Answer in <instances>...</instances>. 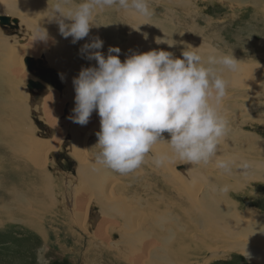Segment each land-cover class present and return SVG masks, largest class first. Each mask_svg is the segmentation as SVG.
<instances>
[{
  "label": "rangeland",
  "instance_id": "obj_1",
  "mask_svg": "<svg viewBox=\"0 0 264 264\" xmlns=\"http://www.w3.org/2000/svg\"><path fill=\"white\" fill-rule=\"evenodd\" d=\"M0 1L4 3L6 0ZM24 1L25 0H7L8 3L18 9L17 14L11 15V13L7 11L6 13L5 7L0 11V16L4 14L13 16L14 18L11 17V20L17 19L19 23L18 29L10 27L2 28L0 26V122H2L1 125L9 124L7 128L2 126L0 129L3 133L2 135H5L4 138L7 139L6 130H11V128L13 129L14 127L15 122L13 119L15 117H13L14 114L9 108L14 106L15 103H23L26 106L28 110H26L27 121L34 126L36 136H40V138H51L55 134V131H58V125L54 123V119L52 120L50 118L48 109L44 111V109L37 107V105L40 104V97L43 96V93L35 88L33 91L35 92L34 95H30L31 92L28 88L26 77L30 74L33 79L42 82L48 87L54 88L58 92L65 93L67 85L61 76L63 72L60 70L59 66H54L49 62V51L55 48L59 50L58 55L60 57L63 53L62 57L64 56L66 61H72V68L73 65L76 67L73 68L74 72H72L74 73V79L78 77L82 68L97 66L95 60L90 61L86 58L88 51L84 50V45L92 43L98 37L103 41V47L92 51H100L107 57L109 54L108 49L110 47H117L120 49V55H118L122 62L133 53H143L153 49L169 51L174 54V57L182 58L181 53L185 47H199L201 54L206 58L207 55L212 54L213 48L209 49V47L213 45V47L222 54H232L237 61H240L239 67H242L243 71H239L238 75L235 72L228 71L223 73L224 78L228 81V89L227 95L222 102L221 111L227 121L228 131L219 144L220 148L218 147L219 151L217 152V156L221 159L226 158L225 160L228 159L227 161H231L233 155H238V152L242 151L240 148L243 149V153L245 151L247 153L250 152L248 155L253 156V151L247 146L253 143L264 144V79L260 77V73L262 74L264 72V66H262L264 63V9L257 8L252 0H186L188 2H186V4H183L182 1L179 4L178 0H149L152 16L147 21L150 23L148 24V28H150L147 32L144 46L143 44L140 45L138 41L141 39L139 37L141 32L139 29L145 28V26L137 21V19L139 18L143 23L145 19H141L140 16L134 15L129 11L113 7L99 12L94 20L99 24L93 26L94 28L91 27L90 32L92 29L96 30L91 33L89 32L88 36L85 37L86 39L83 38L73 43V41H69L70 37L64 38L60 34L59 26L55 21H49L48 17H46L48 15V13L46 14L45 12L48 8V0H45L46 2H44V0L41 2L37 0L38 5L31 7H27ZM52 2L53 0H49L50 4ZM77 2H79V0H77ZM260 2L264 3V0H260ZM28 11L30 13L35 11L44 21L47 19L51 23L47 25L50 26V28L47 27V31H50H48L50 36L53 34L50 37V41L54 36L56 42L50 47L49 51L45 52L46 62L41 57L43 53L36 54V56L41 57V59L36 61L35 69L33 70L28 69L24 59L17 58L20 53V51H18L16 55L17 59L15 58V69L12 71L11 67L8 68V61L11 59L9 58L12 50L11 48L27 41L26 38L29 37L34 29H31L32 25L27 21L29 19L26 17ZM36 24L46 27L45 23L39 21ZM29 25L31 27H29ZM51 25L55 26L58 32H54ZM55 34H57V36ZM157 38L162 40L165 39L170 44L175 45L169 47L166 43L165 45L164 43L157 44ZM2 43L3 45L5 44V46H1ZM6 44H8V46L10 45V49H7L9 47L6 48ZM41 47L43 46L41 45ZM7 51H9V54ZM121 53L126 57L121 56ZM216 53L219 52L216 51ZM5 54H7V56ZM112 54L117 55L116 53ZM40 61H42V63ZM17 64H19V66L21 65L19 71L16 70L18 68ZM249 65H252L250 68L251 71L247 69ZM256 67L258 69L256 72L258 73L254 71ZM259 68L261 69L260 71ZM20 73L23 75L20 76ZM237 78L239 79L236 80ZM230 80L233 82L230 83ZM71 91H73V89ZM73 92L74 94L72 97L75 98V91ZM15 97H17L18 100H14ZM38 100L39 102L37 103ZM228 107L232 109V112L224 110ZM93 112L96 113L97 111L94 110ZM64 113H66V111ZM62 116L64 117V115ZM62 116L60 114L59 117L62 118ZM90 118V123L83 126V129L86 128L88 132L94 128V125H100V120L98 123H94L95 118L92 120L93 115ZM71 122H73V120H71ZM80 131L81 134L87 132H84L82 129H80ZM94 133L91 134L93 138L90 137L88 142L84 144V148L88 147L87 151L85 149V153L80 149L83 144L82 138H80L75 146H72L73 139L69 134H66L59 144L60 137L55 141V145L58 144V146H56L54 150L51 149V156H48V162L43 168V170L52 177L53 185L50 187L52 190L49 189V194L54 191L51 193V197L53 195L52 199L51 197H46L47 195L42 193L43 187L39 189L37 196L29 193L25 194L27 199H25L26 201L24 200L22 211H20L22 223L5 221V219H7L5 217L7 214L6 212L8 211L9 215L11 214L10 216L15 215L16 208H12V206H9L10 208L4 207V214L0 215V264H37L38 250L43 252L44 258L48 261V264H133L130 261L136 262L139 258V263L161 264V262L163 263L162 259H165V257L155 256L151 250L153 244L158 243L159 245L163 243L160 236L169 237L173 235L169 239L170 242L171 238H173L171 242L169 243L167 241L170 245L172 242H175L174 240H178L177 237L179 235L189 233L194 234L193 238L196 239L195 242H197L211 229L223 232L222 234L226 235L225 240H227L228 243L223 246V242H214L215 240L209 239L207 240V243L210 244L209 248L208 246L201 249L196 248L197 250L190 255L188 263L264 264L263 262H255L246 258L244 256L245 252L240 249H235L233 247L230 249L231 244L234 247H243L249 244L254 245L253 240L255 239V235L256 238L264 240V234L262 232H256L255 234L254 231H249V229L251 230L252 228L254 230L256 225L258 226L256 223L257 219L252 215H258V217L264 216L263 179L249 178L246 176L247 169H244L238 162H234L231 163V165L236 173L231 175L232 170L225 171L228 172L227 178L229 179L226 185L229 187H227V191L224 192L222 189L220 190L219 182L211 179L214 178L213 176L216 175L217 170H222L216 166L215 158L207 165H191V167H193V172L201 171L205 180L204 178H200L196 181L189 173V165L178 161L172 162L173 164L165 163L157 167L154 163V156L156 154H169L170 152L169 146L165 143L154 145L153 151L148 154L145 158V162L135 172L121 175L96 163V155L99 149L95 147L98 142V137L96 135L97 131L95 130ZM31 136L33 137L34 135L32 134ZM163 136L165 140L170 139L168 133H164ZM2 145L3 143L1 144L0 142V154L5 155H1L3 156L1 157L3 162L5 163L7 160H10V163H13V158L6 154L8 153V149ZM161 145L164 146V152L163 150H158V147ZM244 148L246 150H244ZM247 149L250 151H247ZM75 152L91 159L92 168H85V166L81 165L83 167V172L81 173L78 166L80 161L76 158ZM241 155L243 154L241 153ZM18 162L20 163L21 160L18 159ZM172 165L175 166L174 169L177 170L176 173H174L175 170L172 171ZM20 166L27 168L26 164L20 163ZM8 167L9 164L4 166L5 173H8ZM9 170H11V167ZM0 174H2V172ZM177 174L181 177H178ZM87 175L88 177L86 178ZM229 175L230 177H228ZM243 175L247 177L245 181L241 179ZM84 176L85 178H83ZM9 177L11 179H9V181L13 183L15 180H13L11 176ZM160 178L165 181H161ZM38 186H41V184H38ZM232 186L235 188L233 189ZM3 190L4 188L1 187L0 191ZM206 197H209L208 199L210 201ZM215 197L216 199L214 200ZM81 200L82 202L85 201L88 205V210L90 209L87 214H85L83 210L85 207L84 202L80 210L81 204L79 202ZM110 200L112 202H110ZM39 202H43L46 205L43 211L40 208L35 210ZM208 202L211 203L209 204ZM3 203L6 205L4 201L0 204ZM35 203L36 206L32 207ZM220 204L223 205L221 206ZM210 205H213L212 208ZM231 205L233 206L230 207ZM28 206L29 208H27ZM217 209L219 211H228L224 212V214L222 211L219 215L216 213L218 211ZM33 213L37 214V216L32 217ZM133 213L138 214H136V216ZM128 217L133 218L131 220V218L129 219ZM208 220L211 222L209 223ZM27 222L34 223V227L28 225ZM142 222H144L145 225H141L143 224ZM153 224L156 225L153 226ZM138 225H140L143 230L140 226L138 228ZM151 226L157 227V229H153ZM144 228L147 229V231H144ZM159 229L162 231H159ZM125 231L128 233H125ZM131 231H133L135 236L132 235ZM202 231H206V233ZM123 232L125 233L124 235L122 234ZM138 234L142 236L140 237ZM260 234H263V236L260 237ZM126 235H128V238ZM130 235L132 236L131 238ZM175 235L176 237H174ZM122 236L127 238V245L124 243V240H122ZM137 236H139L141 240L138 239L139 237L136 238ZM152 241H154L153 244ZM167 245L164 243L165 247ZM122 247L127 250L122 249ZM164 262L167 264L169 263L168 261Z\"/></svg>",
  "mask_w": 264,
  "mask_h": 264
},
{
  "label": "clouds",
  "instance_id": "obj_2",
  "mask_svg": "<svg viewBox=\"0 0 264 264\" xmlns=\"http://www.w3.org/2000/svg\"><path fill=\"white\" fill-rule=\"evenodd\" d=\"M113 7L138 15L145 19L144 24H150L149 0H53L51 4L48 0L45 12L49 21L58 24L60 34L72 37L75 43L88 36L99 12ZM30 35L33 41L48 39L47 29L41 25ZM156 43L175 45L160 38ZM102 47L98 37L84 45L86 58L95 60L97 66L82 68L73 79L75 107L70 117L85 125L93 111L98 112L96 163L121 175L133 173L154 145L165 143L170 154L155 155L157 167L177 161L207 165L215 158L218 168L230 170L231 161L217 156L228 131L221 111L228 89L223 73L238 71L240 61L232 54H217L215 49L205 58L199 47H185L182 58L153 49L133 53L122 62L117 47H110L107 57L92 51ZM164 133L170 139L165 140ZM244 256L250 258L247 252ZM37 264H48L39 250Z\"/></svg>",
  "mask_w": 264,
  "mask_h": 264
},
{
  "label": "bare ground",
  "instance_id": "obj_3",
  "mask_svg": "<svg viewBox=\"0 0 264 264\" xmlns=\"http://www.w3.org/2000/svg\"><path fill=\"white\" fill-rule=\"evenodd\" d=\"M28 0H25L24 2H26L25 4H26V6L27 7H31V6H34V5H38V1L39 2H41L42 0H29L28 2H27ZM183 2V4H186V0H178V2H179V4H180V2ZM189 1V0H188ZM253 2H254V5L257 7V8H260V9H264V3L263 2H260V0H252ZM11 2V1H10ZM23 2V3H24ZM44 2H46L45 0H44ZM188 3V2H187ZM252 3V2H251ZM182 4V3H181ZM4 7H5V12L7 11L8 13H11V15H13V14H17L18 12V9L16 8V7H14L12 4H10V3H8L7 2V0L6 1H4V3H1V1H0V11H2L3 9H4ZM41 9V8H40ZM33 10V9H32ZM38 10V9H37ZM6 12V13H7ZM46 14H47V12H46ZM5 15V14H4ZM32 15V16H31ZM8 16V15H7ZM25 16V15H24ZM10 17H13V16H10ZM26 17H28L29 19H31V20H27L31 25H32V28L31 29H35L39 24H36L38 21L39 22H42V23H45V25H46V27L45 26H42V27H44V28H46L47 29V27H49L50 28V26H47V25H49V24H51L47 19L44 21V19H42L41 18V16H38L37 14H36V12L34 11V12H32V13H30L29 11L27 12V16ZM31 17V18H30ZM136 17V16H135ZM14 18V17H13ZM16 18H18V19H20L19 17H16ZM136 19V18H135ZM141 19H142V17H141ZM144 19V18H143ZM172 19V18H171ZM26 20V19H25ZM173 20V19H172ZM12 21V20H11ZM137 21H139V22H141V24H144L145 23V21H144V23L138 18L137 19ZM65 22H67V23H70L69 21H65ZM12 25H14V27H18L19 26V23L17 22V23H15L14 21H12ZM149 23V22H148ZM27 24V23H26ZM97 24H99V23H96L95 21H94V25L93 26H95V25H97ZM28 25V24H27ZM55 25V24H54ZM1 26V25H0ZM92 26V27H93ZM144 26H145V28H142V29H139L141 32H140V34H139V37L141 38L139 41H138V43L141 45V44H143V46H144V41H146V37H147V32L149 31V28H148V24H144ZM143 26V27H144ZM23 27V26H22ZM29 27H31L30 25H29ZM98 27V26H97ZM3 28V27H2ZM51 28L54 30V32H58V31H56V27L55 26H53V25H51ZM94 28V27H93ZM18 29V28H17ZM33 29V30H34ZM198 29V28H197ZM200 29V28H199ZM96 30V29H95ZM95 30H91V32L92 31H95ZM49 31V30H48ZM47 31V32H48ZM31 32V31H30ZM50 32V31H49ZM90 32V33H91ZM100 32V31H99ZM51 33H53V32H51ZM58 34V33H57ZM57 34H55L56 36H57ZM94 34H97V33H94ZM53 35V34H52ZM51 35V36H52ZM100 35V34H99ZM50 34H48V39H47V41H33V37L31 36V35H29V37L28 38H26L27 39V41H24V43H20V45H22V46H20V45H17V46H14V47H12L11 49V54L9 55V58H11L9 61H8V64H9V67L8 68H10L11 67V70L13 71L14 69H15V65H16V62H15V58H16V55H17V53H18V51H20V53H19V55H18V57L17 58H19V59H24V61H25V58H27V57H32V58H34L36 61L38 60V59H41V57L45 60V62L47 61V59H46V55H45V52H47V51H49V49H50V47H52L53 46V44H54V42H56V39L54 38V36L51 38V41H52V44H51V41H50ZM59 36V35H58ZM62 37V36H61ZM94 37H96V36H94ZM3 39H5V38H3ZM7 39V38H6ZM25 39V40H26ZM57 39H58V37H57ZM86 39V38H85ZM24 40V39H23ZM72 41V37H70L69 38V41ZM58 41V40H57ZM6 42V41H5ZM64 42V41H63ZM168 42V41H167ZM169 43V42H168ZM68 44H70V43H68ZM72 44V43H71ZM163 44V43H162ZM3 45V43L1 44V46ZM7 46H6V48L7 47H9V48H7V49H10V45L8 46V44H6ZM16 45V44H15ZM41 45L43 46V47H41ZM164 45H165V43H164ZM3 46H5V44L3 45ZM57 47H59V46H57ZM67 47V46H66ZM141 47V46H140ZM139 47V48H140ZM209 47V46H208ZM208 47H206V48H208ZM38 48H39V51H38ZM142 48V47H141ZM215 49L216 51H218L219 53H217V54H222L219 50H217L215 47H213V45H210V47H209V49ZM69 50V49H68ZM58 51L59 50H56L55 48L53 49V50H50L49 52H50V54H48V60H49V62L50 63H52L54 66H59L60 67V70H62V72L63 73H61V76H62V78L65 80V82H66V85H67V88H65V93L63 92H58L57 90H55L54 88H52V87H48V86H46L45 84H43L42 82H40V81H38V80H35V79H33L31 76L32 75H30L28 72V74H29V76L28 77H26V82H27V84H28V82H29V80L30 79H33V80H35V81H37V82H40V84H42L43 85V90H41V89H38V87H34L33 89H31L29 86H28V88H29V90H30V92H31V94L30 95H34V93L35 92H33L34 91V89L36 88V90H38V91H40L41 93H43V96L42 97H40V104L39 105H37V107H39V108H42V109H44V111H45V109L47 110L48 109V113H50V118L53 120L54 119V123L55 124H57L58 125V131H55V134L51 137V138H40V136L38 137V136H36L35 135V128H34V126H32L27 120H28V118H27V112H26V106L23 104V103H20V104H23V105H20L19 103H15V105H14V103H13V105L14 106H12V107H10L9 109L10 110H12V113L14 114V116L13 117H15L14 119H13V121L15 122L14 123V127H13V129L11 128V130H6L7 132V139L6 138H4L5 137V135L3 136L2 134V132L0 131V142H1V144L3 143V147H6V149H8V153H6L7 155H9V156H11L12 158H13V163H10V160H7L5 163L3 162V159L1 158V157H3V156H5L4 154H0V173L2 172V174H0V189H1V187L2 188H4V190L3 191H0V203H2L3 201L6 203V205H4V203L3 204H0V215H3L4 214V207L6 206L7 208H10L9 206H12V208L14 207V208H16V214L15 215H12V216H10L9 215V213H8V211L6 212L7 214L5 215V217L7 218V219H5V221H15V222H19V223H22V218H21V212L20 211H22V205H24V200L25 199H27L26 197V195L25 194H27V193H29V194H32V195H34V196H37L38 195V192H39V189L41 188V187H43L42 188V193H44V194H46L47 196L46 197H51V193L52 192H54V191H52L50 194H49V189H50V187H52V185H53V181H52V177H51V175L49 174V173H47V172H45L44 170H43V168L46 166V164H47V158H48V156H51V154H50V152H51V149H55L56 148V146H58V144L60 143V142H62V139H63V137H65L66 136V134H69V135H71V138L73 139L72 140V146H75V145H77V143H78V141L80 140V138H82L83 139V144H82V146L80 147V149H81V151L83 152V153H85L86 151H87V148L85 147L84 148V144L86 143V142H88V140H89V138L90 137H92L93 135H91V134H93L94 133V131L96 130L97 132H99L100 131V125H97V126H95L94 125V128H92V130L90 131V132H88L87 131V129L85 128V129H83L84 127L83 126H85V125H80V124H78V123H75V122H71V120L72 119H70V117L72 116V115H74V113L72 112V110H73V108L75 107V98L74 97H72V95L74 94V92L73 91H75L74 90V85H73V76H74V73H72V72H74L73 71V68L75 67L74 65H73V68H72V61H70V62H68V61H66L65 60V58H64V56L62 57V51H61V57L58 55L59 53H58ZM67 51V50H66ZM9 51H7V53H8ZM68 52V51H67ZM104 52V51H103ZM135 52V51H134ZM37 53H43V55L41 56V57H37L36 56V54ZM71 53V52H70ZM70 53H69V55H70ZM207 53H209V52H207ZM9 54V53H8ZM72 54V53H71ZM104 54V53H103ZM117 54V53H116ZM123 53H121V56H125V55H122ZM4 55V54H3ZM6 56H7V54H5ZM65 55V54H64ZM120 55V54H119ZM2 57V56H1ZM69 57V56H68ZM126 57V56H125ZM8 58V59H9ZM16 58V59H17ZM74 58V57H73ZM72 60V59H71ZM80 61V60H79ZM91 61V60H90ZM19 62V61H18ZM41 63H42V61H40ZM89 63H91V62H89ZM94 63V62H93ZM96 63V62H95ZM52 65V66H53ZM93 65V64H92ZM262 65V64H261ZM21 66V65H20ZM19 64H17V71H19ZM51 66V65H50ZM84 66V65H83ZM82 66V67H83ZM88 66V65H87ZM246 66V65H245ZM251 66L252 65H249L248 67H247V69L249 70V71H251ZM262 66H264V63H263V65ZM41 67H42V65H41ZM78 67V66H77ZM91 67H93V66H91ZM76 68V67H75ZM1 69V68H0ZM29 69V68H28ZM78 70V69H77ZM76 70V71H77ZM246 70V69H245ZM254 70V69H253ZM258 69H257V67H256V70H254L255 71V73H258V72H256ZM261 69L259 68V71H260ZM10 71V70H9ZM239 71H243V68L241 67H239V69H238V71H236L235 73H237V75H238V73H239ZM253 71V72H254ZM23 72V71H22ZM11 73V72H10ZM23 73H26V72H23ZM228 74H230V73H228ZM234 74V73H233ZM20 76H22L23 74H19ZM261 75V76H260ZM260 77L261 78H263L264 79V72L261 74L260 73ZM18 76V75H17ZM229 76V75H228ZM234 76V75H233ZM251 77V76H250ZM257 77V76H256ZM230 78V77H229ZM240 78V77H239ZM239 78H237L236 80H238ZM253 78H255V77H253ZM21 79V78H20ZM228 79V78H227ZM231 79V78H230ZM244 79V78H243ZM17 80H18V78H17ZM25 80V79H24ZM229 80V79H228ZM251 80V79H250ZM258 80H259V77H258ZM2 81V80H1ZM16 81V80H15ZM231 82L230 83H232L233 81L232 80H230ZM255 81V80H254ZM25 82V83H26ZM253 82V81H252ZM256 82V81H255ZM260 82V81H259ZM11 83V82H10ZM17 83V82H16ZM251 83V82H250ZM237 84V83H236ZM15 85V84H14ZM18 85V84H17ZM251 85V84H250ZM249 85V86H250ZM261 85V84H260ZM244 86V85H243ZM248 86V85H247ZM259 86V85H258ZM241 88H242V86H241ZM253 88V87H252ZM19 89V88H18ZM73 89V91H71ZM71 91V92H70ZM27 93V92H26ZM70 93H71V96H70ZM240 94V93H239ZM7 95H9V94H7ZM30 95H29V93H28V96H29V98H30ZM27 96V97H28ZM6 98V97H5ZM14 100H18L17 99V97H15V99ZM7 102H9V101H7ZM39 102V100L37 101V103ZM20 106H22V107H20ZM2 108V107H1ZM224 109V108H223ZM240 109V108H239ZM225 111H231L232 112V109L230 108V107H228V108H226V109H224ZM238 110V109H237ZM8 111V110H7ZM28 111V110H27ZM62 111H66V113H64V112H62ZM45 113V112H44ZM235 113V112H234ZM60 114H61V116L62 115H64V117L62 116V118H60L59 116H60ZM237 114V113H236ZM240 114V113H239ZM238 114V115H239ZM12 115V114H11ZM43 115V114H42ZM58 115V116H57ZM92 115H93V118H92V120L95 118V122L94 121H92V122H94V123H98V121L100 120V117H99V115H98V112H96V113H92ZM91 115V116H92ZM229 116H231L230 114H228ZM44 116H46V115H44ZM90 116V117H91ZM42 117V116H41ZM4 118V117H3ZM2 118V119H3ZM27 118V119H26ZM66 118V119H65ZM227 118H230V117H227ZM61 121H60V120ZM91 119V118H90ZM248 119V118H247ZM263 119V118H262ZM45 120V119H44ZM242 120V119H241ZM27 122V123H26ZM51 122V121H50ZM53 122V121H52ZM71 122V123H70ZM88 123H90V121L88 122ZM2 124V122H0V129H1V127L2 126H4V128H7L8 126H9V124L8 125H5V124H3V125H1ZM54 125V124H53ZM11 126V125H10ZM12 127V126H11ZM91 127V126H90ZM10 128V127H9ZM80 129H82L84 132L85 131H87V132H85V134H81L80 132ZM3 131V130H2ZM77 131H78V133H77ZM68 132V133H67ZM34 135L33 137L31 136V135ZM95 134V133H94ZM167 134V133H166ZM60 137V138H59ZM59 138V142H58V144L57 145H55V141L57 140ZM93 138V137H92ZM254 140H256V139H254ZM257 141V140H256ZM87 145V144H86ZM238 147V146H237ZM251 151H253V156H250V155H248V153H250V152H244L243 153V149L242 148H240L242 151H240V152H238L239 154L238 155H233V158H232V160H231V163H234V162H238L240 165H242L243 166V168L244 169H247V172H246V176H248L249 178L250 177H252L251 179H263L264 180V144H262V143H260V144H251L250 146H247ZM160 148V149H159ZM220 148V147H219ZM85 149H86V151H85ZM223 149H226V148H223ZM249 149H247V151H250ZM158 150H163V152H164V146H160V147H158ZM227 150V149H226ZM244 150H246L245 148H244ZM165 151H166V149H165ZM219 151V150H218ZM4 152H5V150H4ZM220 152H221V150H220ZM219 152V153H220ZM227 153H228V151H227ZM241 153L243 154V155H241ZM169 154H170V152H169ZM229 154V153H228ZM1 155H3V156H1ZM157 155V154H156ZM75 156H76V158L78 159V161H80V164L78 165L79 166V171L82 173L83 172V167L82 166H85V168H87V167H91L92 168V160L91 159H88L85 155H81V154H78V153H76L75 152ZM229 156V155H228ZM7 157V156H6ZM5 157V158H6ZM18 159H20L21 160V162L20 163H22V164H26L27 165V168H24V167H22V166H20V163L18 162ZM94 159V158H93ZM226 159V158H225ZM224 159V160H225ZM228 160V159H227ZM9 164V167H8V169H7V171H8V173H5L4 172V170H5V168H4V166L5 165H8ZM171 164H173V163H171ZM178 164V163H177ZM82 165V166H81ZM174 165H176V164H174ZM174 165H172L171 166V169H172V171H174L175 170V172L174 173H176V169H174L175 168V166ZM189 165V173H190V175H192L193 176V178L196 180V181H198L200 178H204V180H205V177H203L204 175L201 173V171L199 172H193V167H191V165L190 164H188ZM11 167V170H9V168ZM180 169V168H179ZM99 170V169H98ZM107 170V169H106ZM230 170H232L231 171V175L232 174H234V173H236V171L232 168V165L230 166ZM225 171H227V170H217V172H216V177L215 176H213L214 178H211L213 181L215 180L216 182L218 181L219 182V185H220V190L222 189L224 192L225 191H227V187H229L228 185H226V182L228 181V179L229 178H227V173L228 172H225ZM96 172H99V171H96ZM101 172V171H100ZM90 173V172H89ZM168 173V172H167ZM88 174V173H87ZM97 174V173H96ZM109 174V173H108ZM179 174V173H178ZM177 174V175H178ZM86 175V174H85ZM9 176H11L12 178H13V180H15L13 183H12V181H9V179H10V177ZM192 176H190V177H192ZM245 175H243V177H241V179H242V181L244 180H246L247 179V177H246ZM88 177V175L86 176V178ZM178 177H181L180 175H178ZM228 177H230V175L228 176ZM232 177V176H231ZM83 178H85V176L83 177ZM209 178V177H208ZM107 179V178H106ZM161 179V178H160ZM191 179V178H190ZM236 179H237V176H236ZM11 180V179H10ZM163 179H161V181H162ZM180 180V179H179ZM233 180V179H232ZM250 180V179H249ZM163 181H165V180H163ZM181 181V180H180ZM237 181H238V179H237ZM193 182H195V181H193ZM211 182V181H210ZM163 183V182H162ZM166 183H167V181H166ZM196 183V182H195ZM38 184H41V186H38ZM84 184V183H83ZM111 184V183H110ZM181 184H182V182H181ZM207 184V183H206ZM87 185H88V183H87ZM139 185V184H138ZM200 185H201V183H200ZM232 185V184H231ZM230 185V186H231ZM117 186V185H116ZM234 186H235V184H234ZM114 187V186H113ZM140 187H141V185H140ZM144 187V186H143ZM146 187V186H145ZM200 187V186H199ZM204 187V186H203ZM239 187V186H238ZM108 188H109V186H108ZM118 188V187H117ZM148 188V187H147ZM218 188V187H217ZM232 188H233V186H232ZM235 188V187H234ZM233 188V189H234ZM240 188V187H239ZM50 190H52V189H50ZM110 190V189H109ZM141 190V189H140ZM143 190V189H142ZM146 190V189H145ZM184 190H186V189H184ZM215 190H216V188H215ZM112 191V190H111ZM190 191V190H189ZM114 193V192H113ZM144 193H145V191H144ZM148 193V192H147ZM154 194V193H153ZM88 195V194H87ZM146 195V194H145ZM85 196V195H84ZM89 196V195H88ZM87 196V197H88ZM114 196V195H113ZM177 196H178V194H177ZM203 196V195H202ZM209 196V195H208ZM212 196V195H211ZM187 197H188V195H187ZM195 197V196H194ZM200 197V196H199ZM53 198V195H52V197H51V199ZM83 198V197H82ZM90 198V197H89ZM207 198V197H206ZM209 198V197H208ZM207 198V199H208ZM29 199V198H28ZM78 199V198H77ZM87 199V198H86ZM137 199V198H136ZM135 199V200H136ZM138 199H139V197H138ZM146 199V198H145ZM152 199V198H151ZM186 199V198H185ZM190 199V198H189ZM202 199V198H201ZM206 199V200H207ZM216 199V197L214 198V200ZM50 200V199H49ZM88 200V199H87ZM140 200V199H139ZM148 200V199H147ZM163 200V199H162ZM175 200V199H174ZM191 200V199H190ZM190 200H189V202H190ZM194 200V199H193ZM209 200V199H208ZM26 201V200H25ZM88 201H90V200H88ZM141 201V200H140ZM196 201V200H195ZM210 201V200H209ZM213 201V200H212ZM31 202V201H30ZM34 202V201H33ZM84 203H85V207H84V212H85V214H87L88 213V211L90 210H88V205L86 204V202L85 201H83ZM82 202V200L79 202L80 204H81V206H80V210H81V207H82V205H84V203ZM102 202V201H101ZM109 202V201H108ZM110 202H112L111 200H110ZM215 202V201H214ZM219 202V201H218ZM221 202V201H220ZM104 203V202H103ZM142 203V202H141ZM209 203V202H208ZM211 203V202H210ZM209 203V204H210ZM213 203V202H212ZM216 203V202H215ZM214 203V204H215ZM223 203V202H222ZM224 203H226V202H224ZM137 204V203H136ZM140 204V203H139ZM151 204V203H150ZM168 204V203H167ZM219 204V203H218ZM77 205V204H76ZM142 205V204H141ZM190 205V204H189ZM194 205H195V203H194ZM194 205H192V206H194ZM216 205V204H215ZM215 205H214V207H215ZM221 205V204H220ZM223 205V204H222ZM221 205V206H222ZM229 205V204H228ZM36 206V203L35 204H33V206L32 207H35ZM46 205L43 203V202H39V203H37V208L35 209V210H38V208H40L42 211L45 209L44 207H45ZM143 206V205H142ZM141 206V207H142ZM146 206V205H145ZM179 206V205H178ZM211 206V205H210ZM213 206V205H212ZM212 206H211V208H212ZM226 206V205H225ZM233 205H231L230 207H232ZM148 207H149V205H148ZM147 207V208H148ZM224 207V206H223ZM27 208H29V206L27 207ZM150 208V207H149ZM192 208H194V207H192ZM226 208V207H225ZM228 208V207H227ZM34 209V208H33ZM48 209H50V208H48ZM137 209V208H136ZM138 209H139V206H138ZM137 209V210H138ZM220 209V208H219ZM34 210V211H35ZM111 210V209H110ZM181 210V209H180ZM213 210V209H212ZM218 210V209H217ZM222 210V209H221ZM154 211V210H153ZM192 211V210H191ZM199 211V210H198ZM223 211V210H222ZM222 211H217L216 213L217 214H219L220 215V213L222 212ZM228 210H225V211H223V214H224V212H227ZM40 212V211H39ZM135 212V211H134ZM138 212V211H137ZM197 212V211H196ZM200 212V211H199ZM154 213V212H153ZM119 214V213H118ZM133 214H138V213H133ZM152 214V213H151ZM150 214V215H151ZM155 214H157V213H155ZM183 214V213H182ZM226 214V213H225ZM161 215V214H160ZM187 215V214H186ZM200 215V214H199ZM252 215V214H251ZM34 216H37V214H35V213H33V215H32V217H34ZM137 216V215H136ZM155 216V215H154ZM163 216V215H162ZM253 217H255L256 219H257V221H256V223L258 224V226L256 225L255 227H254V230H253V228L250 230L249 229V231H251V232H253L254 231V233L256 234V232H259V233H263L264 234V216H259L258 217V215H252ZM157 217V216H156ZM160 217V216H159ZM183 217H185V216H183ZM250 217V216H249ZM21 218V219H20ZM129 219L131 218V217H128ZM127 218V219H128ZM133 218V217H132ZM132 218H131V220H132ZM150 218V217H149ZM167 218V217H166ZM180 218H182V217H180ZM194 218V217H193ZM206 218H207V216H206ZM37 219V218H36ZM126 219V218H125ZM152 219V218H151ZM189 219V218H188ZM38 220V219H37ZM158 220V219H157ZM168 220V219H167ZM178 220V219H177ZM143 221V220H142ZM165 221V220H164ZM169 221V220H168ZM209 221V220H208ZM240 221V220H239ZM120 222V221H119ZM129 222H131V221H129ZM158 222V221H157ZM162 222H163V220H162ZM167 222V221H166ZM165 222V223H166ZM203 222V221H202ZM204 222H206V221H204ZM211 221H209V223H210ZM212 222H214V221H212ZM243 222V221H242ZM132 223V222H131ZM143 224H141V225H145L144 224V222H142ZM199 223V222H198ZM27 224L28 225H30V226H33L34 227V223H28L27 222ZM135 224V223H134ZM138 224V223H137ZM150 224V223H149ZM157 224V223H156ZM156 224H153V226L154 225H156ZM162 224V223H161ZM164 224V223H163ZM181 224V223H180ZM205 225H206V223H205ZM130 226V225H129ZM139 226L140 225H138V228H139ZM162 226V225H161ZM184 226H185V224H184ZM208 226V225H207ZM253 226V225H252ZM144 227V226H143ZM150 227V226H149ZM152 227V226H151ZM205 227V226H204ZM116 228V227H115ZM124 228H126V227H124ZM129 228H131V227H129ZM129 228H127V229H129ZM140 228H141V226H140ZM153 229L155 228V227H152ZM164 228V227H163ZM170 228V227H169ZM104 229V228H103ZM132 229H133V225H132ZM142 229V228H141ZM145 229V228H144ZM150 229V228H149ZM155 229H157V227L155 228ZM165 230H167L166 228H164ZM248 229V228H247ZM124 230V229H123ZM122 230V231H123ZM137 230H139V229H137ZM143 230V229H142ZM151 230V229H150ZM149 230V231H150ZM173 230V229H172ZM216 229H211L205 236H203V237H201L197 242H195V240L196 239H194L193 237V235L194 234H181V235H179L177 238H178V240L176 241V240H174L175 242H172L170 245L168 244V242H169V239H170V237L171 236H173V235H170L169 237L168 236H166V237H162V236H160L161 237V239H162V241H163V243L161 244H159L158 245V243H155V244H153L154 243V241H152V246H151V250H152V253L155 255V256H158V257H165V259H162V261H163V263L161 262V264H167L166 262H164V261H168L169 263L168 264H195V262H193V263H188V260H189V258H190V255H192L193 253H194V251H196L197 249L196 248H198V249H201V248H204V247H207L208 246V248H209V246H210V244L209 243H207V240H215L214 242H223L224 244H223V246H225L227 243H228V241L227 240H225V236L226 235H224V234H222L223 232H220L219 230H216ZM94 231V230H93ZM134 231V230H133ZM133 231H131L132 232V235H134L133 234ZM144 231H147V229H145ZM148 231V232H149ZM159 231H162V230H160L159 229ZM198 231H199V229H198ZM233 231V230H232ZM95 232V231H94ZM141 232H143V231H141ZM153 232V231H152ZM202 232H205L206 233V231H202ZM234 232V231H233ZM246 232V231H245ZM125 233H128V232H126L125 231ZM124 232L122 233L123 235L125 234ZM144 233V232H143ZM150 233V232H149ZM176 233V232H175ZM175 233H173V234H175ZM177 233H179V232H177ZM141 234V233H140ZM168 234V233H167ZM172 234V233H171ZM263 234L261 235L260 234V237H262L263 236ZM98 235V234H97ZM121 235V234H120ZM139 235V234H138ZM231 235V234H230ZM112 236V235H111ZM127 236V238H128V235H126ZM135 236V235H134ZM140 237L142 236V235H139ZM139 236H137L136 238H138ZM251 236V235H250ZM132 236L130 235V238H131ZM140 237L138 238V239H140ZM158 237V236H157ZM160 237H158V238H160ZM168 237V238H167ZM174 237H176V235L174 236ZM255 237V239L253 240V242H254V245H245V246H243V247H241V246H237V247H234L232 244L230 245V249H232V247L233 248H235V249H240V250H242V251H244V252H247L248 254H250V258H248V259H250V260H252V261H255V262H263L264 263V240H261V239H258V238H256V235L254 236ZM127 238L125 237V236H122V240H124V243L127 245V243H128V240H127ZM135 238V237H134ZM133 238V239H134ZM135 238V239H136ZM155 238H156V236H155ZM137 239V240H138ZM173 238H171V240H172ZM175 239V238H174ZM141 240V239H140ZM171 240H170V242H171ZM135 241V240H134ZM161 241V242H162ZM168 241V242H167ZM169 242V243H170ZM241 243H243L242 241H240ZM164 243H166V247L164 246ZM239 244V243H238ZM244 244V243H243ZM236 245V244H235ZM122 249H126V248H123L122 247ZM127 250V249H126ZM151 252V251H150ZM153 254H152V256H153ZM245 255V254H244ZM119 256V255H118ZM102 257V256H101ZM199 257V256H198ZM124 260V259H123ZM174 260V261H173ZM127 261V260H126ZM170 261H172V262H170ZM130 262H132L133 264H143V262L142 263H139L140 262V258H139V260H137L136 262L135 261H130ZM138 262V263H137Z\"/></svg>",
  "mask_w": 264,
  "mask_h": 264
},
{
  "label": "water",
  "instance_id": "obj_4",
  "mask_svg": "<svg viewBox=\"0 0 264 264\" xmlns=\"http://www.w3.org/2000/svg\"><path fill=\"white\" fill-rule=\"evenodd\" d=\"M13 21H14L15 23L18 22L17 19H14ZM0 25H1V27H3V28H7V27H10V28H16V27H14V25H12V23H11V17H10V16H7V15H1V16H0ZM25 63H26V65L28 66V68H29L30 70L35 69V63H36V60H35L34 58H32V57H30V56L27 57V58H25ZM28 86H29L31 89H33L34 87H38V89L43 90V85L40 84V82H37V81H35V80H33V79H30V80H29V82H28Z\"/></svg>",
  "mask_w": 264,
  "mask_h": 264
}]
</instances>
